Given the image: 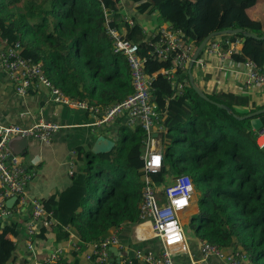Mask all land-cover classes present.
I'll use <instances>...</instances> for the list:
<instances>
[{"label":"trees","instance_id":"16d2710c","mask_svg":"<svg viewBox=\"0 0 264 264\" xmlns=\"http://www.w3.org/2000/svg\"><path fill=\"white\" fill-rule=\"evenodd\" d=\"M260 1L134 0L137 13L158 14V28L171 24L195 51L214 32L242 29L264 36L261 22H247V11ZM119 5L120 0H0V35L21 41L23 56L43 63L46 76L72 101L108 108L134 92L131 69L126 57L115 52L108 20L121 33L125 28V38L138 44L147 59L146 72L159 73L153 94L164 116L158 135L164 167L150 175L152 180L162 193L170 174L189 176L198 193L199 213L190 221L197 238L230 254L245 252L248 264H264V149L252 126L256 118L264 126V115L242 119L264 104L256 105L251 95L215 90H204L206 100L191 86L188 69L175 73V82L184 86L183 93L176 92L174 79L160 73L169 64L149 55L141 23L134 17L130 26ZM216 39L242 40V50L232 55L234 63L251 61L264 70V41L242 34ZM145 139L140 126H124L110 153L76 150L74 158L84 157L87 167L75 169L71 186L44 201L59 223L57 241L68 240L73 230L82 244L97 243L110 231L139 223ZM18 235L16 223L0 229V264L13 260ZM39 236L45 237V231L33 240ZM178 260L188 264L185 256Z\"/></svg>","mask_w":264,"mask_h":264},{"label":"built area","instance_id":"2783aa9c","mask_svg":"<svg viewBox=\"0 0 264 264\" xmlns=\"http://www.w3.org/2000/svg\"><path fill=\"white\" fill-rule=\"evenodd\" d=\"M130 26L134 21L125 19ZM107 28L110 38L114 42L115 52L126 57L133 77L134 92L124 101L114 104L108 108L90 106L86 101H72L59 88H56L46 76L44 64L35 62L23 56L21 41L9 42L0 35L2 43L0 61L3 71L8 76L10 84L17 94L27 96L37 91L40 87L47 88L53 102L68 108L79 109L92 113L98 118L100 124H112L115 121L125 118L126 125L131 128L140 126L146 133V145L144 160L143 200L140 205L139 224L134 226L135 233L138 227L147 226L151 229L152 236L145 239H138L137 244L128 248L120 238V230H113L100 242L92 244H77V251L87 250L86 260L92 264H184L178 259L181 256L190 254V246L187 242L185 230L182 224V214L187 212L196 195L195 185L189 176L181 175L172 179L158 190L157 184L152 180L151 174H159L164 167V156L159 148L160 140L158 135L163 132L161 112L158 110L154 96V82L159 73L149 75L146 72L147 59L140 54V46L127 40L126 29L121 33L118 29ZM147 34V32L145 31ZM148 35V34H147ZM181 32L176 31L171 24H165L158 31L149 34V55L156 56L169 64V69H163L160 73L167 74L168 80L174 79L176 92L183 93L184 86L175 82L177 70L189 69L192 57L195 53L193 45H186L182 39ZM240 39L232 41H220L213 39L206 47L203 54L212 58L227 60L233 64L232 55L238 53L243 46ZM226 47V49H224ZM195 65L206 68L205 62L199 58ZM247 70L244 86L247 89H264V70L254 62L244 64ZM61 129L58 124L40 122L32 127H25L18 124L0 125V216L7 217L10 211L7 202L17 198L18 209L30 208L29 220L26 224L29 244L32 248L33 237L39 235L43 230H51L59 225L53 213L49 212L44 201L32 198L28 195V188L31 184L34 173L24 167L21 158L11 150L10 144L17 138L38 140L44 143H51L54 135ZM157 136V137H156ZM259 146L264 149V133L259 135ZM75 155V154H74ZM72 166L71 176L75 170ZM160 240L162 249L160 252L154 250H143L140 244ZM116 248L120 254L118 261L112 260L110 250ZM200 253L203 263L210 260L220 261L222 264H248L249 258L245 252L239 251L233 254L220 249L219 247L205 241H201ZM63 251L55 252L49 261H56ZM191 264H197L192 262Z\"/></svg>","mask_w":264,"mask_h":264},{"label":"crops","instance_id":"0c3cea01","mask_svg":"<svg viewBox=\"0 0 264 264\" xmlns=\"http://www.w3.org/2000/svg\"><path fill=\"white\" fill-rule=\"evenodd\" d=\"M261 5L264 7V1ZM119 7L120 14L125 19L136 17L148 35L156 32L155 29L159 24L158 14L148 16L137 13V4L134 0H120ZM256 7L257 5L250 9L253 13L252 16L248 12L247 22L263 18L261 23L264 30V12ZM237 22L244 23L239 19ZM1 47L0 40V51ZM242 48L243 46L240 51ZM201 61L205 62L206 68H201L198 65L193 68L195 82L200 88L207 92L215 90L217 93L251 95L256 105L264 104V89H247L244 86L247 70L243 63L231 64L227 60L212 58L205 53L202 55ZM98 120L90 112L68 108L53 102L50 91L44 87H40L27 96L17 94L3 71L0 61V125L18 124L32 127L40 122H46L61 126L49 144L31 139L28 140V144L20 142L15 144V140L10 144L11 150L21 158L24 167L34 173V178L28 188L30 197L45 201L52 196L59 195L71 186L72 176L70 173L73 164H75L74 168L78 169L82 168V162H86L84 157L79 160L74 158L77 149L84 148L99 156L102 154L99 152L103 147L116 144L120 130L126 126L125 118L109 125H102ZM172 177L174 178V176ZM195 196L191 208L181 216L182 222L189 229L186 238L190 246V254L185 255V259L188 264H191V261L197 262V264H222L217 260H210L208 263L202 262L201 241L190 226L191 218L199 213L198 194L196 193ZM7 208L10 215L0 216V229L16 223L19 230V235L15 240L14 258L9 264H77V262L78 264H92L86 260L87 250L77 251L80 239L73 230H70L69 239L61 242L57 241L55 229L44 230L45 237L39 236L33 241L32 248L29 249L26 224L29 220L30 208L25 207L19 210L16 202ZM135 225H127L120 231V238L128 248L138 243L137 237L145 239L152 236V231L147 226L138 227L135 233ZM139 246L146 251L160 252L162 249V244L158 239L141 243ZM61 250L63 254L56 261H49L55 252ZM118 256L114 258L117 259Z\"/></svg>","mask_w":264,"mask_h":264},{"label":"water","instance_id":"95a60500","mask_svg":"<svg viewBox=\"0 0 264 264\" xmlns=\"http://www.w3.org/2000/svg\"><path fill=\"white\" fill-rule=\"evenodd\" d=\"M242 34L245 38H253L259 41H264V36L259 37L255 34H252L250 32H244V30L242 29H231V30H224V31H220V32H214L212 34H210L201 44L200 46L197 48V50L195 51L193 57H192V61L190 63L189 69H188V74H189V80H190V84L193 87V89L204 99L208 100V96L206 95V93L204 92V90L202 88H200L196 82H195V78H194V74H193V68L196 64V62L198 61L200 55L205 51L207 45L214 39L220 36H230V35H239ZM220 107L229 110V108L225 105H219ZM261 115H264V108L261 110H258L255 113L249 114L245 117H243L242 119H251V118H256L259 117ZM252 126L253 129L257 132H259V134H263L264 133V126H263V122L260 118H256L254 120H252ZM157 137V136H156ZM28 140L27 138H17L15 139V144L17 142L20 143H25L28 144ZM115 147L114 144L108 145L106 147H103V149L101 150L102 154H106V153H110L113 148ZM17 201V198H12L7 202V206L10 208L12 205H14V203ZM110 252L112 253V260H114V257H117L120 252L118 249L116 248H112L110 250Z\"/></svg>","mask_w":264,"mask_h":264},{"label":"rangeland","instance_id":"374dc122","mask_svg":"<svg viewBox=\"0 0 264 264\" xmlns=\"http://www.w3.org/2000/svg\"><path fill=\"white\" fill-rule=\"evenodd\" d=\"M264 0H261L260 2H259V4H257V7L256 8H258L260 11H262V12H264V7H263V5H261V3L263 2ZM257 10V9H256ZM248 12H249V14H250V16H252L253 15V13L251 12V10L249 11H247V14H248ZM257 21H259V22H263V18H259V19H256ZM151 27H155V26H151ZM156 31H158L159 30V28L157 27L156 29H155ZM127 126V125H126ZM83 163V165H81V167H83L84 166V168H86L87 167V161L86 162H82ZM172 174H170L169 176H168V180H167V182L168 183H171V181H172V176H171ZM198 194V193H197ZM196 197V196H195ZM182 221V220H181ZM182 224H183V229L185 230V234L187 235L188 234V231H189V229L185 226V223L184 222H182Z\"/></svg>","mask_w":264,"mask_h":264},{"label":"clouds","instance_id":"9594fccd","mask_svg":"<svg viewBox=\"0 0 264 264\" xmlns=\"http://www.w3.org/2000/svg\"><path fill=\"white\" fill-rule=\"evenodd\" d=\"M158 138V137H157Z\"/></svg>","mask_w":264,"mask_h":264}]
</instances>
